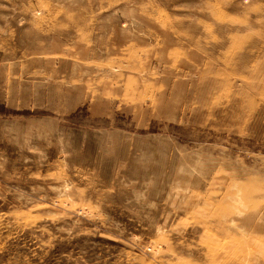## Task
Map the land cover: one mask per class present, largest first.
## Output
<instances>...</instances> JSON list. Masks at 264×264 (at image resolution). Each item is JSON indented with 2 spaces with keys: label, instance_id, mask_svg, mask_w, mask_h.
Listing matches in <instances>:
<instances>
[{
  "label": "rangeland",
  "instance_id": "1",
  "mask_svg": "<svg viewBox=\"0 0 264 264\" xmlns=\"http://www.w3.org/2000/svg\"><path fill=\"white\" fill-rule=\"evenodd\" d=\"M0 264H264V0H0Z\"/></svg>",
  "mask_w": 264,
  "mask_h": 264
}]
</instances>
